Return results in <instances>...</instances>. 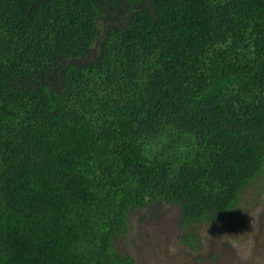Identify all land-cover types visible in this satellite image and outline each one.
Segmentation results:
<instances>
[{
	"label": "trees",
	"instance_id": "1",
	"mask_svg": "<svg viewBox=\"0 0 264 264\" xmlns=\"http://www.w3.org/2000/svg\"><path fill=\"white\" fill-rule=\"evenodd\" d=\"M264 182V0H0V264H138Z\"/></svg>",
	"mask_w": 264,
	"mask_h": 264
},
{
	"label": "rangeland",
	"instance_id": "2",
	"mask_svg": "<svg viewBox=\"0 0 264 264\" xmlns=\"http://www.w3.org/2000/svg\"><path fill=\"white\" fill-rule=\"evenodd\" d=\"M243 200V213L200 230L202 248L177 242L175 213L165 206L134 213L122 238L125 252L138 264H264V182Z\"/></svg>",
	"mask_w": 264,
	"mask_h": 264
}]
</instances>
